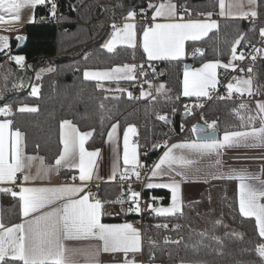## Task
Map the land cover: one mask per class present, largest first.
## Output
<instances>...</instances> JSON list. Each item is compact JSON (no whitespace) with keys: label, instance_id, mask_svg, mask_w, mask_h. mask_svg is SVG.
Listing matches in <instances>:
<instances>
[{"label":"trees","instance_id":"obj_1","mask_svg":"<svg viewBox=\"0 0 264 264\" xmlns=\"http://www.w3.org/2000/svg\"><path fill=\"white\" fill-rule=\"evenodd\" d=\"M150 1L156 4L161 0H56V18L48 17L50 0L35 8V20L25 25L26 41L15 53L25 58L24 65L28 64L29 69L9 61L10 52L0 53V106L11 108L8 119L23 134L27 154L41 155L46 163H53L61 151L59 129L65 120L92 133L86 143L91 150L101 148L113 124L120 130L129 124L136 126L141 143L152 146L160 138L176 135L201 108L200 118L206 124L215 122L219 133L258 124L257 120L249 123L250 117H256L250 103L241 108L245 105L241 101L214 100L197 106L204 99L182 96L181 80L187 62L198 66L207 61H225L239 36L244 37L239 47L257 38L262 22L248 29L245 19L221 20L218 30L198 41L187 42V54L199 46L203 49L201 55L158 61L156 69L146 72L143 80L163 82L164 92L135 100L128 95L133 80H121L127 90L112 95L95 80L84 79L87 68L146 61L138 47L120 45L109 52L103 44L111 24L125 19L130 11L136 12V18H143L137 12ZM177 4L186 16L197 18L209 12L214 16L218 0H177ZM151 9L145 11L146 17ZM257 17L264 18V0H257ZM16 43L13 39L11 51ZM40 69L41 73L36 75ZM247 73L264 77V61L256 62ZM35 85L39 86V94L32 96ZM25 103H33L37 111H19ZM188 132L185 134L194 135L192 130ZM67 172L63 170V174ZM227 184L228 181H222L204 189L196 199L185 202L180 213L168 217L151 215L143 235L145 264H264L257 252L263 239L255 220L241 214L236 189L228 190ZM111 189L113 197L120 194L116 181ZM153 193L163 195V202H168V191L156 189ZM0 210L4 225L20 220V201L10 192H1ZM168 219L182 221L173 233L180 235L177 243L164 242L166 231L157 224ZM103 220L113 222L121 217L103 216ZM4 264L21 262L5 260Z\"/></svg>","mask_w":264,"mask_h":264},{"label":"snow or ice","instance_id":"obj_2","mask_svg":"<svg viewBox=\"0 0 264 264\" xmlns=\"http://www.w3.org/2000/svg\"><path fill=\"white\" fill-rule=\"evenodd\" d=\"M49 0H0V26L21 22V13L24 9H35L48 3ZM256 0H248L249 5H255ZM149 8L154 9L153 21L151 26H146L142 30V48L149 61L152 60H179L184 55V43L187 40L197 41L208 36L213 30H218L219 25L211 21L212 13H207L208 21L188 20L183 22L155 23L157 18L175 19L176 6L167 0L165 3L152 4ZM220 15H232L226 13L225 8L231 9V3H225V0H219ZM239 7L243 8V4ZM51 15H55V3L51 4ZM143 12V10H141ZM241 18L256 17L255 10L247 12L241 11L237 14ZM135 11L127 14L126 20H134ZM34 18V16H33ZM112 39L104 47L112 52L117 43L128 47L137 46V33L134 23H125L122 27L112 25ZM259 34L264 38V28H260ZM20 39V37H17ZM243 35L239 36L232 45L231 52L233 60L245 59L244 54L237 55V47L241 45ZM199 52L200 50H196ZM259 51V49H257ZM10 52L9 37L0 36V53ZM202 54V53H201ZM15 63L23 67V56H15ZM255 60L256 57L252 56ZM143 66H141L142 68ZM219 67H233L231 64L205 63L201 68L189 69L187 66L183 78V95L186 97L208 96V89L214 88L217 84V72ZM136 65L124 64L116 66L110 70L103 71H85V80H134L136 78ZM51 70V69H50ZM252 69L249 68L248 72ZM146 75V73H141ZM39 79V76L37 77ZM252 81L249 79H237L236 84H228L227 89L229 97L235 91L240 94L247 92L252 94ZM163 85H161V89ZM39 94V86H33L32 96ZM129 97L132 94L128 93ZM146 94L142 91L141 97ZM222 99L224 97H221ZM201 107L203 105H200ZM241 108L246 105H241ZM103 108V106H101ZM258 113H264V102H258ZM21 112H35L36 108L21 107ZM11 108L7 105L0 107V114H10ZM166 120L165 116L158 117ZM259 127H251L242 131H226L222 139H201L197 141H185L183 143L172 144L166 147L163 155L158 162L154 164L151 171V177H169L168 182L147 183V189L163 188L171 192L172 204L168 208H152L157 215L169 216L182 212L180 203L181 181L187 178V170L194 166L197 159L210 156L213 153L219 157L222 150L232 147H258L264 146V115H259ZM257 117H250L249 123L252 124ZM12 121L5 120L0 123V183L14 184L17 179V173H23L26 168H30L31 162L35 157H27L23 151V135L19 130L14 132L6 131L10 129ZM208 129L215 130V122L207 124ZM117 125L112 126L109 132V140L112 139ZM61 142L63 151L55 161V167L61 166L68 168H78L80 185H62L57 187H23L16 192L10 188H3L0 191L10 192L13 197H19L22 216L26 217L23 223L6 227L0 222V264H4L6 258L12 261L22 262V264H72L67 253L70 251L64 244L66 240L94 239L101 243V246L91 254L88 264H98L100 252L104 253H123L124 259L121 264H137L134 259H128V253H138L141 251L140 233L131 224H104L101 217L104 214L105 203H123L124 201H101L100 199H91V193L86 191L88 183L93 179L95 169V158L99 155V150L87 151L85 143L92 135L90 132L81 133L72 124L65 120L61 124ZM183 131V126L181 127ZM194 132H204V127L194 126ZM134 126H129L124 133L123 142V163L125 166H132V174L139 179L141 167L137 158V147L129 146V134H135ZM191 156L196 159L190 158ZM10 157V159H9ZM78 159V163H77ZM43 174L47 175L49 169L43 168ZM216 164L220 161L217 159ZM129 169L125 167L121 174L122 180H128ZM116 169L113 170L115 178ZM176 177H180L177 180ZM239 180V210L246 217H255L259 228V234L264 237V180L259 177H252L243 170L234 171L227 177ZM33 177L28 174L23 175V181L28 182ZM76 179L75 177L73 178ZM249 180H258L259 186L249 183ZM81 193H84L81 195ZM140 193L130 192V198L135 205L127 211L140 212L139 207ZM151 207V205L149 206ZM163 227H167L164 225ZM257 252L261 258H264V245L259 246ZM154 258V257H153Z\"/></svg>","mask_w":264,"mask_h":264},{"label":"crops","instance_id":"obj_3","mask_svg":"<svg viewBox=\"0 0 264 264\" xmlns=\"http://www.w3.org/2000/svg\"><path fill=\"white\" fill-rule=\"evenodd\" d=\"M165 2H167V0H161V1L157 2L156 4L165 3ZM171 3L175 4V6H176V14H177L176 18L175 19L157 18L155 23L181 22V20L179 19L180 17L183 18V22H187L188 20H201V21H208L209 20L207 15L202 16V17H197V18L188 17L185 14L186 12L184 10H181L178 7V4L175 0H171ZM225 3H226V5L229 3H231L233 5V7H231V9H229L227 7L225 8V12L226 13L231 12L232 15H228V14H226L224 16L220 15L221 10H220L219 0H218L217 11H216L214 16L210 17V20L215 21L218 25H219V22L221 20H225V19H247V18H241L240 16L237 15L241 11L247 12L249 10H255L257 12V0H256L255 5H249L248 0H225ZM240 4H243V8L239 7ZM153 14H154V9H151V12L148 16V20L150 21V26L154 23V21L152 19ZM33 16H34V18H33ZM34 20H35V9H24V10H22V13H21V22L0 26V36L9 37L10 51H11V47H12V40L15 39L17 41L14 34L20 33V34L25 35V25L27 23L33 22ZM131 21H133V23L135 24V31L137 33V41H136L137 46L136 47H138L142 51L144 59L146 61H149L147 59L146 53H144L143 48H142V30L147 25L143 22L142 18L137 19L135 17L134 20H131ZM189 41H192V40H187L184 43V55L182 56L181 59H184L187 55H189V56L198 55L199 56L203 52L202 50H200L201 47L196 46L190 54H187V42H189ZM120 45H124V44H121V43L117 44V46H120ZM196 50H200V51L197 52ZM231 55H232V53H231ZM16 56H21V55L16 54ZM152 61H163V60H152ZM215 62H219L222 64L221 61H207V62H204V63L198 65V66H194L192 63V65L189 69H198V68H201L203 66V64H205V63H215ZM139 63H140L139 61L134 62V63L133 62L127 63L130 65H136L137 66L136 78H137V71H138L139 66H140ZM184 71H185V68L182 71V80H181V94H182V96H184L183 95ZM216 72H217V83L221 78L225 77L228 74V70L225 69L224 67L217 68ZM211 89H213V88L210 87L208 89V92ZM142 91L146 94L145 96L153 95L151 92H147L145 90H141L140 94ZM259 91L261 94V90H259ZM184 97H186V96H184ZM191 97H196V96H191ZM205 97L206 96H202V97H198V98L204 99ZM258 99H260V97L257 98L256 101ZM201 103H202V101L197 102V106ZM3 106H5V105H2L0 107H3ZM21 107H24V105ZM253 110L255 112V116L257 117L258 124L252 125L249 128L241 129V130H237V131L248 130L253 126H255V127L260 126L258 116L261 114L258 113V109L256 108V105H254ZM11 113L10 114H0V123L4 122L5 120H9L8 117L11 115ZM61 124H60V129H59L60 140H61V131H62L61 130ZM72 124L76 126V128L79 130V132L85 133V131L80 130L76 124H74L73 122H72ZM113 125H117V124H113ZM112 126L109 128L101 148L96 149V150H99V155L95 158V169H94V173H93V179L88 183V185L91 183H99L102 185L104 195H103L101 201H117V200H121V199L124 201L123 203H105L104 204V214L101 217V222L104 224H125V223H128V224H131L135 229H137L140 233V238H141V251L138 253H131L130 252L127 254V257H128V259H134L137 262V264H145V262H143V239H144L143 235L144 234L142 235L141 229L138 227V225L132 223L131 221H129L127 219V215L130 212L127 210L129 208H133V207L129 203H127L125 201V199L120 196V194H117L115 197H113V191L111 189V185L115 183L117 175L123 174L125 167H127L129 169L128 175H130V173L132 172V166L131 165L125 166L123 163V142H124L125 131L127 130V128L129 126H134V125L129 124L126 127H124L122 130H120V128L117 125L116 131L113 133L112 139L109 140L108 134H109V132L112 131ZM134 127L136 129V132H135V134H131V133L129 134V146H130V148L132 146H138L137 147V158L139 160V156H140V143L138 141L139 134H138L137 127L136 126H134ZM16 130L17 129H14L12 127V125H10V129L6 131V136H7L8 131L14 132ZM193 134H194V131H193ZM220 135L221 134L219 133L218 137H220ZM218 137L216 139H218ZM197 140L198 139H196L194 135L192 136L190 134H185L181 138H179L178 140L172 142L168 147H170L172 144L183 143L185 141H197ZM86 143H87V141H86ZM86 143H85V148L87 151H96V150L88 149L86 147ZM22 144H23V151H24V140H23ZM62 151H63V144L61 142V151L59 153V156L62 153ZM222 151H223L222 160L225 161V164L227 161H235L236 166H237L236 171L243 170L252 177H259V180H264V146L226 148ZM24 154L27 157H35L36 159H34L31 162L30 168H26L23 173H17L20 175V184H19L16 192L20 191L21 186H23V187H57V186H62V185H72V184L80 185L81 184L80 180L78 179V176H79L78 168H68V167H63V166L56 168L55 167V161L56 160L53 163H46L44 161V158L41 155L27 154L25 151H24ZM225 155H237V157L227 159V158H225ZM212 156H216V155L213 153L210 156H205V157L199 158L197 160L201 161L204 159L203 162L208 163L207 160L212 159ZM190 158L196 159V157H194V156H191ZM9 159H10V157H9ZM41 160L43 161V168L49 169L47 175L43 174ZM77 163H78V159H77ZM227 164H232V163H227ZM208 165L210 166V164H208ZM114 169H116L115 178H113V170ZM63 170H67L68 172L66 174H63ZM193 173L194 172H193L192 168H189L187 170V175H188L187 178L185 180L181 181L180 203H181L182 207H183L185 202L196 199L199 196L198 193H200L204 189H207L208 187H210L216 183V180H215L212 182H208L205 185L202 184V186L199 188V190H197V188L195 189V187L193 186L195 184H192V183H194V182H192L193 178H189V177H191L189 175H193ZM24 174H28L29 176L33 177V179L29 180L28 182H24L23 181V175ZM74 177L76 178L75 180L73 179ZM176 179L180 180V177H176ZM226 180H229V179H224L222 181H226ZM168 181H169V177H167V176L152 178L150 175L147 183H149V182L162 183V182H168ZM248 182L252 183V184H256L257 186H259L258 180H249ZM239 183H240V181L236 180V195H237L238 208H239ZM3 188H10L13 190V184L12 183H0V189H3ZM156 189H163V188L147 189V191H148L147 193H150V195L152 196L151 214H152V216L168 217V216L157 215L154 211H152V208H168V207H171V204H172L171 192L169 189H164V190L168 191L169 200H168V202H163V199H164L163 195H157V194L153 193V191ZM1 192L2 191H0V194H1ZM83 194L84 193H81V195H83ZM17 198L19 199L18 196H17ZM262 202H264V201H262ZM20 213H21V217L17 223H13L11 225H5V226L11 227L15 224L23 223L26 219H28V218L22 216L21 206H20ZM103 216H106V217H110V216L118 217L119 216V217H121V220H117V221H113V222L105 221V220H103ZM169 216H172V215H169ZM249 218H253L255 220V217H249ZM0 222H1V210H0ZM255 224H256V227H257V230L259 233V228H258V225L256 223V220H255ZM262 239H263V241L259 246L264 245V237H262ZM101 243L102 242H100L98 240H94V239L66 240V241H64L65 246L70 250L67 253V256H68L69 260L72 262V264H88V260L91 257V254L94 253L101 246ZM259 246H258V248H259ZM124 255L125 254H123V253L100 252V254L98 256V264H121V262L124 259ZM6 260H10V259L6 258ZM21 264H22V262H21Z\"/></svg>","mask_w":264,"mask_h":264},{"label":"built area","instance_id":"obj_4","mask_svg":"<svg viewBox=\"0 0 264 264\" xmlns=\"http://www.w3.org/2000/svg\"><path fill=\"white\" fill-rule=\"evenodd\" d=\"M177 2V0H175ZM55 3V15H51V4ZM48 17L49 18H56L58 16V9H57V3L56 0H50L49 6H48ZM186 14V13H185ZM139 19V18H137ZM247 21L248 29L253 28L258 23L262 22V27L264 28V18L259 17H249L245 19ZM139 21V20H138ZM137 21V22H138ZM124 20H121L119 23H123ZM143 22L150 26V21L148 19L143 20ZM259 49V51H257ZM240 53L244 54L245 59L243 60H233V58L230 56L228 60L221 61L223 64H231L233 67L225 68L228 70V74L221 78L218 83L216 84V87L211 89L208 93L209 95L204 98L201 105H205L209 101L214 100H227V101H254L257 98H259L257 94L260 93L259 90H257L255 95L252 96H239L232 92L231 96L229 97V92L227 89L228 83L232 80V77L237 73H247L248 69H253V66L256 62L264 61V38L258 34L257 38L249 43H246L242 46L237 47V55ZM16 54L13 51H10L7 59L13 63H15L14 58ZM252 56H255L256 59L253 60ZM230 61L231 63H227ZM16 64V63H15ZM139 69L137 71V78L134 80L130 93L132 94L133 99H140L141 94L140 91L143 90L148 86L147 80H143L144 75L141 73L146 72H152L156 69V67L159 65L158 61H144L139 63ZM24 65V62H23ZM144 65V67L141 68V66ZM16 66H18L16 64ZM21 67V66H18ZM221 97H224L223 99ZM202 108L198 111V114L201 112ZM199 122L198 115H194L191 121L183 126V131L180 130L176 135L172 136L171 138H160L158 139L152 146L144 145L140 141V137L138 139L140 143V156H139V163L141 167L137 168L136 170L140 171L141 175L140 178L137 179L132 172L130 173V179L128 180H122L121 175H117L116 182L120 186V196L125 199L127 203H129L133 208L135 205L133 204L131 198H130V192L136 191L140 193L139 196V207L140 212L136 213L135 211H130L127 215V219L131 221L132 223L138 225V227L141 229L142 235L144 234V227L146 226L149 217H151V207H149L152 204V196L150 193H147V182L150 176V172L152 170L153 164L155 160L158 158V156L161 155V153L166 150V147H161V145H167L169 146L172 141H175L179 138H181L183 135H185L187 130H192L193 127L196 125V123ZM237 155H225V158L231 159L236 158ZM20 184V175L17 174L16 182L13 184V190L17 191L18 186ZM87 192L91 193V199H100L102 198V185L99 183H91L87 186L86 189ZM161 228H163L166 231V235L164 236V242L167 243H177L180 239V235H174L173 233L177 230V228L182 224V221L180 219H168L165 221H159L157 223ZM166 225L167 227H163ZM146 244L145 240L143 239V247ZM143 262H145L143 257Z\"/></svg>","mask_w":264,"mask_h":264},{"label":"rangeland","instance_id":"obj_5","mask_svg":"<svg viewBox=\"0 0 264 264\" xmlns=\"http://www.w3.org/2000/svg\"><path fill=\"white\" fill-rule=\"evenodd\" d=\"M149 3L153 4L154 2L153 1L148 2L146 7H141V9L137 12L143 17L142 20L148 19V17H146V15H145V13H146L145 11H147V9L149 8V6H148ZM141 10H143V12ZM123 20H124L123 23H119L118 22V23H113V24L122 27L125 23H129V22L133 23V21H131V20H126V19H123ZM113 24H111V26H110L109 34H108L107 38L105 39L103 46L112 39V33L114 31L113 28H112ZM117 44H119V43H117ZM117 44H116V46H117ZM230 56L232 57V55H230ZM227 63H231V62L228 61ZM123 65H116V66H123ZM116 66H113V67H116ZM113 67L102 68V69H89V68H87V69L84 70V72L86 70L87 71L110 70ZM41 71H42V69L38 70L36 72V75L41 73ZM249 78H251V81H252V85H251L252 94L250 96L255 95L257 93L256 92L257 90H261V94L260 93L257 94V95H260V96H258V97H260V99H258L257 101L256 100H254V101H252V100H250V101H242V103L245 104L246 106L249 105V103H250L252 105L253 109H254V105H256V108H257L258 102H264V77L263 76L257 78L255 73H237V74H235L232 77V80L228 84L231 83V84L235 85L237 79H249ZM121 80H124V79H121ZM121 80H103V79H101V80H96V82L98 83L99 87L107 90L112 95H118L122 91H126L127 90V86L121 84ZM147 84H148V86L146 88H144L143 90H145L147 92H151L153 95L156 94V93H160V92L166 91V86L161 81L147 80ZM161 85H163L162 89H161ZM35 86H37V85H35ZM128 93H129V90H128ZM233 93H235V94H237L239 96H249V94L247 92H245L244 94H240V93H237V92L233 91ZM23 105H24V107L26 106V107H29V108H35V105L33 103H25ZM200 105L201 104H199V106ZM200 114H201V112L198 114V119H199L200 122H203V120L199 116ZM260 114L264 115V113H260ZM187 131L190 132V130H187ZM224 133L225 132L220 133L221 135H220V137H218V139H222ZM171 137L172 136L166 137V138H171ZM172 142H174V141H172ZM241 147H245V146L232 147V148H241ZM164 151L161 153L160 156H158V158L155 160L154 164L158 162L159 158L163 155ZM222 154H223V151H222V153H221V155L219 157L212 156V159L207 160L208 163L207 162H203L204 159L201 160V161L197 160L196 164L191 167L194 173H193V175H189V176H191L189 178H193L192 182H194V183H192V184L196 185V186L193 185L195 187V189L197 188V190H199V188L202 186V184L205 185L208 182H212V181H215V180H216L215 184H219L220 182H222V180L228 179V178H214V177H227L230 174H232L234 171H236L237 166H236L235 161H227L226 164H225V161L222 160ZM217 159H219V161H220L219 165L216 164ZM227 163H232V164H227ZM154 164H153V166H154ZM208 164H210V166ZM152 169H153V167H152ZM150 175H151V172H150ZM226 181H228V184L226 185L228 190L233 191V190L236 189V180L235 179H229V180H226Z\"/></svg>","mask_w":264,"mask_h":264},{"label":"water","instance_id":"obj_6","mask_svg":"<svg viewBox=\"0 0 264 264\" xmlns=\"http://www.w3.org/2000/svg\"><path fill=\"white\" fill-rule=\"evenodd\" d=\"M15 38L17 39V43H16V46L14 47L13 51L14 53L18 52L19 49L23 46V44L25 43L26 41V35H23V34H20V33H15L14 34ZM17 37H20V39H18ZM200 50L203 51V49L201 48ZM192 65L191 62H187L184 66V68L187 66L188 68H190ZM24 67L26 69H29V65L28 64H25ZM32 80V79H31ZM31 80H30V83H31ZM30 85V84H29ZM23 92H26V90H24ZM167 122H170V120L166 119ZM206 123L204 122H197L195 126H199V127H204L206 129V133L207 135H205L204 132H194V136L196 139L198 140H201V139H210V138H217L219 136V131L217 129H215L214 131L212 129H208L206 127Z\"/></svg>","mask_w":264,"mask_h":264}]
</instances>
